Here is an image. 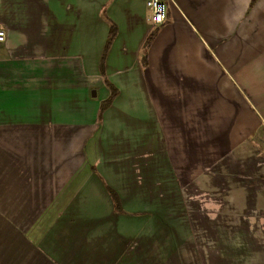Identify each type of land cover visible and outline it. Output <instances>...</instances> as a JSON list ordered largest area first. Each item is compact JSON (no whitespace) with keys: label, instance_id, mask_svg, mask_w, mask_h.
Wrapping results in <instances>:
<instances>
[{"label":"crops","instance_id":"crops-1","mask_svg":"<svg viewBox=\"0 0 264 264\" xmlns=\"http://www.w3.org/2000/svg\"><path fill=\"white\" fill-rule=\"evenodd\" d=\"M161 1L0 0V264H264V0Z\"/></svg>","mask_w":264,"mask_h":264},{"label":"rangeland","instance_id":"rangeland-1","mask_svg":"<svg viewBox=\"0 0 264 264\" xmlns=\"http://www.w3.org/2000/svg\"><path fill=\"white\" fill-rule=\"evenodd\" d=\"M164 229V228H163ZM177 231L170 227L164 230ZM144 242L138 244H129L127 255H122L120 262L126 264V258L132 260V264H214L213 260L201 258L200 253H194L192 245L198 247V244L189 242H180V236L176 233L171 235H161L159 243L153 236L144 237ZM153 241V242H151ZM113 256V255H112ZM111 260V259H106ZM66 262H71L67 260ZM64 264H69V263ZM120 263V264H121ZM130 264V263H129Z\"/></svg>","mask_w":264,"mask_h":264},{"label":"built area","instance_id":"built-area-1","mask_svg":"<svg viewBox=\"0 0 264 264\" xmlns=\"http://www.w3.org/2000/svg\"><path fill=\"white\" fill-rule=\"evenodd\" d=\"M147 6L150 11V21L154 27L162 26L167 21V5L161 0H149ZM7 34L0 29V42H5Z\"/></svg>","mask_w":264,"mask_h":264},{"label":"trees","instance_id":"trees-1","mask_svg":"<svg viewBox=\"0 0 264 264\" xmlns=\"http://www.w3.org/2000/svg\"><path fill=\"white\" fill-rule=\"evenodd\" d=\"M154 38V33H152V35L150 36V38H149V40H148V44L150 43V41L152 40ZM147 44V45H148ZM113 97H114V94H113V96H112V98L107 102V103H109L112 99H113ZM105 107H103V109H104Z\"/></svg>","mask_w":264,"mask_h":264}]
</instances>
